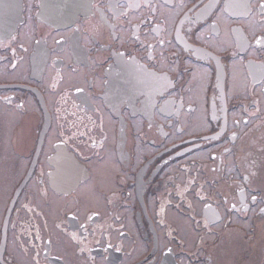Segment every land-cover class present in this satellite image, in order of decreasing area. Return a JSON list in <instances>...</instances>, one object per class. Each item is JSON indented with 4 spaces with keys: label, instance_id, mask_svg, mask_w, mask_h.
<instances>
[{
    "label": "flooded vegetation",
    "instance_id": "flooded-vegetation-1",
    "mask_svg": "<svg viewBox=\"0 0 264 264\" xmlns=\"http://www.w3.org/2000/svg\"><path fill=\"white\" fill-rule=\"evenodd\" d=\"M0 157V264H264V0H0Z\"/></svg>",
    "mask_w": 264,
    "mask_h": 264
},
{
    "label": "rangeland",
    "instance_id": "rangeland-1",
    "mask_svg": "<svg viewBox=\"0 0 264 264\" xmlns=\"http://www.w3.org/2000/svg\"><path fill=\"white\" fill-rule=\"evenodd\" d=\"M0 159H2V157H0ZM3 162H5V164H3ZM0 166H2V167H11L12 165H6V160H2V161H0ZM264 173V171H262L261 173H260V175H259V177H261V178H264V175L262 176V174ZM187 224H188V222H187ZM189 226V225H188ZM263 233H264V230H263ZM187 235V234H186ZM260 238L258 239V241H263L262 239H264V237H262V236H259ZM227 239V238H226ZM225 239V243H223L222 245H220L219 247H218V249H219V253H220V256H221V253H223L225 256H229V257H233V255L235 254V252L234 251H236L237 249H239V248H237V247H235V246H233V243H229V241L232 239H227L226 240ZM235 240H237V239H235ZM233 241V240H232ZM239 246V245H238ZM240 247V246H239ZM217 249V250H218ZM224 249H226V250H224ZM217 250H215V253H217ZM224 250V251H223ZM232 253V254H231ZM231 254V255H230ZM216 264H221V262L220 261H218Z\"/></svg>",
    "mask_w": 264,
    "mask_h": 264
},
{
    "label": "water",
    "instance_id": "water-1",
    "mask_svg": "<svg viewBox=\"0 0 264 264\" xmlns=\"http://www.w3.org/2000/svg\"><path fill=\"white\" fill-rule=\"evenodd\" d=\"M53 11H54L53 16L58 17L57 21H68L74 18L76 13H78L81 10H53Z\"/></svg>",
    "mask_w": 264,
    "mask_h": 264
},
{
    "label": "bare ground",
    "instance_id": "bare-ground-1",
    "mask_svg": "<svg viewBox=\"0 0 264 264\" xmlns=\"http://www.w3.org/2000/svg\"><path fill=\"white\" fill-rule=\"evenodd\" d=\"M63 1H64L65 4H67V5H71V3H72V0H63ZM81 11H84V10H81ZM183 230L186 231V232H189L187 226H184V227H183Z\"/></svg>",
    "mask_w": 264,
    "mask_h": 264
}]
</instances>
